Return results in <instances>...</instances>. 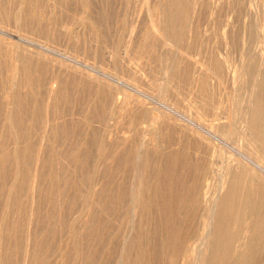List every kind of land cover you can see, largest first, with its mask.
<instances>
[{"label":"rangeland","instance_id":"374dc122","mask_svg":"<svg viewBox=\"0 0 264 264\" xmlns=\"http://www.w3.org/2000/svg\"><path fill=\"white\" fill-rule=\"evenodd\" d=\"M230 1L0 0V264H264L250 214L216 245L232 185L264 213V0Z\"/></svg>","mask_w":264,"mask_h":264},{"label":"bare ground","instance_id":"6f19581e","mask_svg":"<svg viewBox=\"0 0 264 264\" xmlns=\"http://www.w3.org/2000/svg\"><path fill=\"white\" fill-rule=\"evenodd\" d=\"M230 1V0H229ZM233 1H235V0H233ZM243 1V0H242ZM248 1V0H247ZM148 2V1H147ZM219 2H220V0H219ZM231 2V1H230ZM236 2H238V0L236 1ZM235 2V3H236ZM32 3V2H31ZM150 3V2H149ZM231 3H233V2H231ZM234 3V4H235ZM239 3V2H238ZM244 3V2H243ZM148 4V3H147ZM240 4V3H239ZM248 4V3H247ZM257 4V3H256ZM254 5V4H253ZM217 6H218V4H217ZM230 6V5H229ZM236 6H237V4H236ZM157 7V6H156ZM164 7V6H163ZM234 7H235V5H234ZM242 7H243V5H242ZM231 8V7H230ZM209 9V8H208ZM222 9V8H221ZM247 9H248V7H247ZM250 9V8H249ZM207 10V9H206ZM210 10V9H209ZM153 11V10H152ZM192 11V10H191ZM248 11V10H247ZM246 11V12H247ZM246 12H244L245 14H246ZM30 13V12H29ZM235 13V12H234ZM2 14V13H1ZM152 14V13H151ZM242 14V13H241ZM258 14V13H257ZM21 15H22V13H21ZM153 15V14H152ZM252 15V14H251ZM254 15V14H253ZM5 16V15H4ZM81 16V15H80ZM249 16V15H248ZM13 17V16H12ZM191 17V16H190ZM240 17H241V15H240ZM240 17H239V19H240ZM247 17V16H246ZM258 17V16H257ZM9 18V17H8ZM15 18V17H14ZM29 18V17H28ZM210 18V17H209ZM235 18V17H234ZM238 18V17H237ZM236 18V19H237ZM250 18V17H249ZM260 18V17H259ZM10 19V18H9ZM9 19H8V21H9ZM12 19V18H11ZM30 19V18H29ZM160 19V18H159ZM235 19V20H236ZM254 19V18H253ZM252 19V20H253ZM28 20V19H27ZM151 20V19H150ZM155 20V19H154ZM191 20V19H190ZM198 20V19H197ZM234 20V19H233ZM250 20V19H249ZM256 20V19H255ZM31 21V20H30ZM207 21V20H206ZM211 21V20H210ZM237 21V20H236ZM239 21V20H238ZM28 22V21H27ZM228 22V21H227ZM244 22H245V20H244ZM251 22V21H250ZM256 22V21H255ZM29 23V22H28ZM217 23V22H216ZM247 23V22H246ZM225 24V23H224ZM236 24V23H235ZM238 24V23H237ZM241 24H242V22H241ZM249 24V23H248ZM253 24H254V21H253ZM258 24V23H257ZM257 24H256V26H257ZM226 25V24H225ZM224 25V26H225ZM28 26V25H27ZM185 26V25H184ZM224 26H220L221 28H225ZM249 26V25H248ZM132 27V26H131ZM157 27V26H156ZM161 27V26H160ZM243 27H244V25H243ZM247 27V26H246ZM159 28V27H158ZM158 28H156V29H158ZM220 28V29H221ZM226 28H227V26H226ZM241 28H242V26H241ZM245 28V27H244ZM253 28V27H252ZM258 28V27H257ZM132 29V28H131ZM155 29V28H154ZM160 29V28H159ZM219 29V30H220ZM235 29V28H234ZM255 29V28H254ZM264 29V28H263ZM33 30V29H32ZM210 30V29H209ZM231 30V29H230ZM246 30V29H245ZM131 31V30H130ZM155 31V30H154ZM220 31H222V30H220ZM244 31V30H243ZM247 31V30H246ZM255 31V30H254ZM4 32V31H3ZM217 32V31H216ZM233 32V31H232ZM239 32V31H238ZM261 32V31H260ZM0 33L2 34V32L0 31ZM159 33V32H158ZM223 33V32H222ZM231 33V32H230ZM240 34H241V32H239ZM244 33H245V31H244ZM254 33V32H253ZM156 34H157V32H156ZM250 34H252V32L250 33ZM256 34V33H255ZM263 34V33H262ZM131 35V34H130ZM134 35V34H133ZM160 35V34H159ZM202 35V34H201ZM221 34H219V36H220ZM247 35V34H246ZM129 36V35H128ZM154 34H153V38H154ZM162 36V35H161ZM235 36H237V33H236V35ZM240 36V35H239ZM239 36H238V40H239ZM242 36V35H241ZM244 36V35H243ZM242 36V37H243ZM257 36V35H256ZM188 37V36H187ZM200 37V36H199ZM202 37V36H201ZM234 37V36H233ZM251 37H255V36H251ZM250 37V38H251ZM262 37V36H261ZM138 38V37H137ZM158 38V37H157ZM165 38V37H164ZM189 38V37H188ZM204 38V37H203ZM213 38V37H212ZM232 38V37H231ZM236 38V40H237V37H235ZM234 38V39H235ZM247 38V37H246ZM151 39V38H150ZM155 39V38H154ZM225 39V38H224ZM262 39V38H261ZM193 40V39H192ZM237 40V41H238ZM241 40H243L242 38H241ZM259 40V39H258ZM21 41V40H20ZM134 41V40H133ZM163 41H166L165 39H163ZM162 41V42H163ZM210 41V40H209ZM244 41V40H243ZM247 41V40H246ZM249 42L251 41V40H248ZM201 42V41H200ZM239 42V41H238ZM254 42V41H253ZM253 42H251V43H253ZM257 42V41H256ZM40 43V42H39ZM165 43V42H164ZM166 43H168V42H166ZM242 43V42H241ZM240 43V44H241ZM250 43V44H251ZM258 43V42H257ZM147 44V43H146ZM152 44V43H151ZM10 45V44H9ZM167 45H169V44H167ZM201 45V44H200ZM231 45V44H230ZM237 45H238V43H237ZM237 45H233V46H237ZM243 45V44H242ZM249 45V44H248ZM252 45V44H251ZM172 46V45H171ZM187 46H188V44H187ZM225 46V45H224ZM15 47V46H14ZM167 47V46H166ZM172 47H174V46H172ZM181 47H182V45H181ZM180 47V48H181ZM238 47V46H237ZM236 47V48H237ZM264 47V46H263ZM128 48V47H127ZM162 48V47H161ZM164 48V47H163ZM187 48V47H186ZM153 49V48H152ZM159 49V48H158ZM195 49V48H194ZM224 49V48H223ZM238 49V48H237ZM112 50V49H111ZM129 50V49H128ZM163 50V49H162ZM178 50V49H177ZM176 50V51H177ZM191 50V49H190ZM189 50V52L191 53V51ZM125 51V50H124ZM146 51V50H145ZM198 51H199V48H198ZM245 51V50H244ZM178 52V51H177ZM185 52V51H184ZM186 52H188V51H186ZM195 52H197V51H195ZM238 52V51H237ZM257 52V51H256ZM6 53V52H5ZM151 53V52H150ZM155 53V52H154ZM198 53V52H197ZM203 53V52H202ZM223 53V52H222ZM145 54V53H144ZM193 54V53H192ZM195 54V53H194ZM193 54V55H194ZM199 54V53H198ZM241 54V53H240ZM157 55V54H156ZM183 55H186V54H183ZM197 55V54H196ZM195 55V56H196ZM242 55V54H241ZM14 56V55H13ZM129 56V55H128ZM149 56V55H148ZM155 56V55H154ZM180 56V55H179ZM192 56V55H191ZM194 56V57H195ZM30 57V56H29ZM34 57V56H33ZM145 57V56H144ZM185 57V56H184ZM188 57V56H187ZM194 57L193 58H190V59H193L194 60ZM197 57V56H196ZM196 57H195V59H196ZM218 57V56H217ZM153 58V57H152ZM213 58V57H212ZM251 58V57H250ZM209 59H210V57H209ZM249 59V58H248ZM13 60V59H12ZM35 60V59H34ZM111 60V59H110ZM127 60V59H126ZM180 60H181V58H180ZM193 60H191V61H193ZM212 60H215V57L212 59ZM36 61V60H35ZM128 61V60H127ZM131 61V60H130ZM188 61V60H187ZM190 61V60H189ZM211 61V60H210ZM217 61H218V59H217ZM219 61H220V59H219ZM222 61V60H221ZM259 61H260V57H259ZM196 62V61H195ZM194 62V63H195ZM202 62V61H201ZM207 62V61H206ZM214 61H212V63H213ZM248 62V61H247ZM151 63V62H150ZM196 63H198V62H196ZM200 63V62H199ZM198 63V64H199ZM211 63V62H210ZM216 63V62H215ZM219 63V62H218ZM223 63H224V61H223ZM127 64V63H126ZM208 64V63H207ZM206 63H205V65H207ZM225 64V63H224ZM8 65V64H7ZM26 65V64H25ZM82 65V64H81ZM139 65H140V63H139ZM213 65V64H212ZM245 65V64H244ZM12 66H14V65H12ZM32 66V65H31ZM135 66V65H134ZM143 66V65H142ZM195 66H196V64H195ZM200 66V65H199ZM209 66V65H208ZM217 66V65H216ZM246 66V65H245ZM252 66V65H251ZM259 66V68L258 69H260V65H258ZM8 67V66H7ZM28 67H30V66H28ZM144 67H146L145 65H144ZM151 67H152V65H151ZM218 67V66H217ZM216 67V68H217ZM222 67H223V64H222ZM221 67V68H222ZM225 67V66H224ZM33 68H35V67H33ZM68 68V67H67ZM199 68H201V67H199ZM204 68H207V67H205L204 66ZM209 68H212V67H209ZM208 68V69H209ZM213 68H215L214 66H213ZM212 68V69H213ZM221 68H219V69H221ZM245 68V67H244ZM149 69V68H148ZM193 69H195V68H193ZM192 69V70H193ZM218 69V70H219ZM224 68H222L221 70H223ZM243 69V68H242ZM246 69V68H245ZM256 69V68H255ZM4 70V69H3ZM23 70V69H22ZM131 70V69H130ZM135 70V69H134ZM190 70V69H189ZM202 70H204V69H202ZM214 70V69H213ZM217 70V69H216ZM216 70H214V72L216 71ZM220 70V71H221ZM234 70V69H233ZM12 71H13V69H12ZM48 71V70H47ZM65 71V70H64ZM227 71V70H226ZM258 71V70H257ZM46 72V71H45ZM172 72V71H171ZM203 72V71H202ZM205 72V71H204ZM211 72V71H210ZM213 72V73H214ZM217 73H218V71H216ZM224 72H225V70H224ZM223 72V73H224ZM228 72V71H227ZM193 73H194V70H193ZM207 73V71L205 72V73H203V75L205 74V75H207L206 74ZM212 73V72H211ZM220 74L222 73V72H219ZM234 73V72H233ZM239 73V72H238ZM256 73V72H255ZM197 74H198V72H197ZM201 74V73H200ZM225 74H227V73H225ZM229 74V73H228ZM235 74V73H234ZM56 75V74H55ZM155 75V74H154ZM194 75H196V74H194ZM211 75H213V74H211ZM215 75V74H214ZM224 74H222L221 76H223ZM251 75V74H250ZM69 76V75H68ZM88 76V75H87ZM208 76H209V74H208ZM217 75H215V76H211V77H216ZM220 76V75H219ZM264 76V75H263ZM262 75H261V79H262V77H263ZM13 77V76H12ZM33 77H34V75H33ZM66 77H67V75H66ZM139 77V76H138ZM167 77V76H166ZM198 77V76H197ZM206 77V76H205ZM211 77H210V80H211ZM254 77V76H253ZM255 77H256V75H255ZM68 78V77H67ZM89 78V77H88ZM193 78V77H192ZM199 78V77H198ZM197 78V79H198ZM204 78V77H203ZM208 78V77H207ZM217 78H219V77H217ZM221 78V77H220ZM232 78V77H231ZM62 79H63V77H62ZM61 79V80H62ZM65 79V78H64ZM202 79V78H201ZM201 79H199V81L201 80ZM209 79V78H208ZM226 79H228V75H227V78ZM234 79V78H233ZM28 80V79H27ZM141 80V79H140ZM193 80V79H192ZM215 80V79H214ZM214 80H212V81H214ZM218 80V79H217ZM220 80H224V77H222V79H220ZM256 80V79H255ZM260 80V79H259ZM191 81V80H190ZM195 81V80H194ZM204 81V80H203ZM202 81V82H203ZM207 81V80H206ZM227 81V80H226ZM230 81H231V79H230ZM230 81H229V84H230ZM241 81V80H240ZM253 81H254V79H253ZM261 82H262V80H260ZM7 82V81H6ZM21 82V81H20ZM37 82V81H36ZM35 82V83H36ZM65 82V81H64ZM147 82V81H146ZM198 82V81H197ZM196 82V83H197ZM201 82V83H202ZM208 82H210V81H208ZM219 82V81H218ZM224 82V81H223ZM164 83H166V82H164ZM195 83V82H194ZM212 83V82H211ZM38 84V83H37ZM206 84H207V82H206ZM209 84V83H208ZM231 84H232V82H231ZM264 84V83H263ZM62 85V84H61ZM203 85H205V84H203ZM203 85H202V88H203ZM56 86V85H55ZM54 86V87H55ZM199 86V85H198ZM201 86V85H200ZM49 87V86H48ZM193 88V87H192ZM201 88V87H200ZM200 88L198 89V91L196 90L195 91V89H197V88H195L194 87V91L195 92H199V90H200ZM219 88V87H218ZM250 88H252V86L250 87ZM54 89V88H53ZM264 89V88H263ZM56 91V90H55ZM192 91V90H191ZM201 91V90H200ZM115 92V91H114ZM256 92H257V90H256ZM193 93V92H192ZM201 93V92H200ZM259 93V92H258ZM9 94V93H8ZM197 94V93H196ZM250 94V93H249ZM262 94V93H261ZM196 96V95H195ZM208 96H210V95H208ZM197 97V96H196ZM250 97V96H249ZM17 98V97H16ZM202 98H204V97H202ZM209 98V97H208ZM255 99H258V98H256L255 97ZM261 99V98H260ZM260 99H259V101H260ZM2 100V99H1ZM202 100H204V99H202ZM5 101H6V99H5ZM205 101V100H204ZM258 101V102H259ZM247 102V101H246ZM262 102H264V101H262ZM261 102V103H262ZM5 103V102H4ZM122 103V102H121ZM197 103V102H196ZM203 103V102H202ZM206 103V102H205ZM216 103V102H215ZM248 103V102H247ZM6 104V103H5ZM34 104V103H33ZM136 104V103H135ZM208 104V103H207ZM213 104V103H212ZM4 105V104H3ZM134 105V104H133ZM197 105H199V104H197ZM202 105H204V104H201V106ZM209 105V104H208ZM218 102H217V105L215 104V106H217V108H219L218 107ZM247 105V104H246ZM257 105V104H256ZM261 105V104H260ZM5 106V105H4ZM122 106V105H121ZM207 106V105H206ZM211 106V105H210ZM203 108L205 107V106H202ZM213 107V106H212ZM255 107V106H254ZM203 108H201L202 110H203ZM208 108H209V106H208ZM207 108V109H208ZM200 109V108H199ZM206 109V110H207ZM211 109V108H210ZM210 109H208V112L207 113H209L210 111ZM255 109V108H254ZM4 110H6V108L4 109ZM212 110V109H211ZM205 111V110H204ZM251 111H252V109H251ZM172 112H174V111H172ZM201 112V111H200ZM211 112H213V111H211ZM215 112V111H214ZM202 113V112H201ZM204 113V112H203ZM217 113H218V111H217ZM211 114H213V113H211ZM216 114V113H215ZM217 115V114H216ZM30 116H32V115H30ZM250 116H253V117H251L252 118V120H251V122H250V124H248V126L249 125H251L252 127H256V128H260V129H258L259 131H258V134H259V139H261L260 140V142L264 139L263 137V135H264V133H263V126H264V106L263 105H261V106H258L254 111H253V114L252 115H250ZM3 117V116H2ZM221 117H222V115H221ZM182 118H184V117H182ZM214 118H216V117H214ZM250 118V119H251ZM199 119V118H198ZM201 119V118H200ZM218 119H220L219 118V116H218ZM217 119V120H218ZM187 120V119H186ZM214 120V119H213ZM212 120V121H213ZM221 120V119H220ZM29 121V120H28ZM108 121V120H107ZM156 121V120H155ZM219 121V120H218ZM248 121V120H247ZM211 122V121H210ZM155 123V122H154ZM157 123V122H156ZM224 123V122H223ZM153 124V123H152ZM207 124V123H206ZM149 125V124H148ZM156 124H154V126H155ZM245 126V125H244ZM247 126V125H246ZM157 127V126H156ZM209 127H210V125H209ZM217 127V126H216ZM8 128V127H7ZM213 128V127H212ZM244 128V127H243ZM249 128V127H248ZM27 129V128H26ZM152 129H153V126H152ZM156 129V128H155ZM253 129V128H252ZM9 130V129H8ZM254 130V129H253ZM210 131V130H209ZM245 131V130H244ZM255 131V130H254ZM248 132V131H247ZM252 132V131H251ZM8 133H10V132H8ZM250 133V132H249ZM208 135V134H207ZM250 135V134H249ZM29 136V135H28ZM210 136V135H209ZM251 136H253V132H252V135ZM263 136V137H262ZM255 137H256V135H255ZM250 139H252V137L250 138ZM153 140V139H152ZM246 140H248V139H246ZM256 140V139H255ZM144 142V141H143ZM148 142V141H147ZM248 142V141H247ZM255 142V141H254ZM253 143V142H252ZM151 144V143H150ZM152 145V144H151ZM257 145V144H256ZM261 145V144H260ZM259 145V146H260ZM255 146V145H254ZM143 149H144V147H142ZM259 148V147H258ZM32 149V148H31ZM142 151V150H141ZM250 151H251V149H250ZM258 151H259V149H258ZM255 152V151H254ZM262 152H264V151H262ZM161 153V152H160ZM203 153V152H202ZM215 153V152H214ZM249 153H251V152H249ZM252 153H253V151H252ZM259 153V152H258ZM262 154V153H261ZM4 156V155H3ZM262 156H263V154H262ZM261 156V157H262ZM23 157V156H22ZM215 157V156H214ZM161 158V157H160ZM205 158H206V156H205ZM258 159V158H257ZM208 161H209V159H208ZM261 161H263V160H261ZM260 161V162H261ZM12 163V162H11ZM203 163H205V162H203ZM202 163V165H204ZM215 163H217V162H215ZM263 163V162H262ZM189 164V163H188ZM157 165V164H156ZM207 165H209V164H207ZM261 166L263 165V164H260ZM43 166V165H42ZM188 166V165H187ZM201 166V165H200ZM257 167H258V164L256 165ZM256 167V168H257ZM16 168V167H15ZM198 168H200L199 166H198ZM260 169H261V167H259ZM201 169V168H200ZM236 169V168H235ZM217 170V169H216ZM262 170V169H261ZM8 171V170H7ZM39 171V170H38ZM201 171V170H200ZM206 171V170H205ZM207 171H208V169H207ZM206 171V172H207ZM195 172H197V171H195ZM205 172V175H202V176H204V178L207 176V174L209 175V173H206ZM219 172V171H218ZM263 172V171H262ZM5 174V173H4ZM24 174V173H23ZM204 174V173H203ZM217 174V173H216ZM248 174V173H247ZM246 174V175H247ZM155 175V174H154ZM198 175H199V173H198ZM197 175V176H198ZM235 175V174H234ZM262 176V175H261ZM29 177V176H28ZM198 177H200V175L198 176ZM211 177H212V175H211ZM221 177H223V179H221V180H224V177H225V175H223V176H221ZM10 178V177H9ZM43 178V177H42ZM26 179V178H25ZM195 179H197V178H195ZM240 179V178H239ZM202 180H203V178H202ZM209 181H210V179H208ZM9 181V180H8ZM242 181V180H241ZM166 182V181H165ZM171 182H173V181H171ZM195 182H196V180H195ZM194 182V183H195ZM203 182V181H202ZM222 182V181H221ZM5 184V183H4ZM197 184V183H196ZM41 185V184H40ZM177 185V184H176ZM175 185V186H176ZM180 185V184H179ZM200 185H201V183H200ZM221 185V184H220ZM223 185H224V181H223ZM37 186H38V184H37ZM205 185H203V187H204ZM207 186V185H206ZM193 189L195 188L194 187V184H193V186H191ZM221 187V186H220ZM223 187V186H222ZM199 188V187H198ZM240 188V187H239ZM22 189V188H21ZM184 189V188H183ZM204 189V188H203ZM220 189V188H219ZM250 189V188H249ZM23 190V189H22ZM181 190V189H180ZM227 190V189H226ZM237 186L235 185V186H233L232 185V187H230V189L228 190V193L225 195V197L221 200V203H222V211H221V214H220V216H219V220H218V223H217V225H216V233H217V237H218V240L219 241H216V245H217V247L218 246H220L219 244L221 243V246H223L224 247V253H225V255L227 254L228 255V253L231 251L230 250V245H231V243H233L234 241H237V238H238V236L240 235V233L239 232H231V233H229V231H228V223H229V221H230V219L233 217V216H235V218L236 219H239L240 218V216H241V213L242 214H250V215H252V216H254L255 217V221H254V223H253V225L251 226V228H252V230L253 231H258L259 229H260V227H261V224L264 222V213H262L261 211H257V210H254V209H252V206H250V202H249V200H247V198L246 199H243L242 201V204L240 205L239 204V206H241V207H239V211L238 210H236L234 207H233V205H235V202H236V200H237V196H238V194H237ZM199 191V190H198ZM202 191V190H201ZM183 192V191H182ZM147 193V192H146ZM176 193V192H175ZM218 193H219V190H218ZM238 193H239V191H238ZM199 194H200V192H199ZM204 194V193H203ZM222 194V193H221ZM197 195V194H196ZM34 196H36V195H34ZM210 196V195H209ZM264 197V196H263ZM203 198H204V201H206L207 202V200H208V197H207V194H205L204 196H203ZM218 198V197H217ZM216 198V199H217ZM23 198H21V200H22ZM37 199H39L38 197H37ZM154 199V198H153ZM202 199V198H201ZM193 200V199H192ZM4 201V200H3ZM183 201V200H182ZM216 200H214V202H215ZM218 201V200H217ZM200 202H202V201H200ZM238 202V201H237ZM16 203V202H15ZM1 204V203H0ZM203 204V203H202ZM238 204V203H237ZM252 204V203H251ZM215 205V204H214ZM254 206V205H253ZM198 207V206H197ZM237 207H238V205H237ZM18 208V207H17ZM34 209V208H33ZM46 209V208H45ZM187 209V208H186ZM214 209V208H213ZM181 210V209H180ZM186 211V210H185ZM191 211V210H190ZM189 211V212H190ZM195 211V210H194ZM213 211V210H212ZM215 211V210H214ZM33 212V211H32ZM38 212V211H37ZM31 213V212H30ZM181 213V212H180ZM194 213V212H193ZM32 214V213H31ZM54 214V213H53ZM52 214V215H53ZM2 215V214H1ZM60 215V214H59ZM249 215V216H250ZM30 216V215H29ZM213 216H214V212H213ZM13 217V216H12ZM56 217V216H55ZM242 217V216H241ZM214 217H212V219H213ZM35 219V218H34ZM52 219V218H51ZM31 220V219H30ZM36 220V219H35ZM58 220V219H57ZM17 221V220H16ZM38 221V220H37ZM31 222H32V220H31ZM31 222H30V224L29 225H31ZM36 222V221H35ZM34 222V223H35ZM179 222V221H178ZM211 222H212V220H211ZM53 223V222H52ZM46 224V223H45ZM203 224V223H202ZM211 223H210V227H211ZM7 228V227H6ZM10 229V228H9ZM212 230V229H211ZM60 231V230H59ZM51 232V231H50ZM49 232V233H50ZM211 232V231H210ZM201 233V232H200ZM209 223H207L206 225H205V234H203V238H202V243L203 244H201V246H211V245H209L208 244V240H209ZM258 233V232H257ZM52 235V234H51ZM50 235V236H51ZM253 238V236L251 237V239ZM200 239V238H199ZM257 239V238H256ZM194 241V240H193ZM192 241V242H193ZM199 241V240H198ZM247 242L248 241H245V243L243 244V246H245V245H247ZM253 242V241H252ZM200 243V242H199ZM164 244V243H163ZM249 244V243H248ZM259 244V243H258ZM13 245V244H12ZM213 245H215V242L213 243ZM193 247V246H192ZM250 247V246H249ZM194 248H195V246H194ZM204 248V247H203ZM253 249V248H252ZM200 250H201V248H200ZM199 250V251H200ZM203 250V249H202ZM264 250V249H263ZM8 251V250H7ZM258 251V250H257ZM194 252H195V250H194ZM201 252H199V254H200ZM45 254V253H44ZM189 255V254H188ZM194 256H195V254H194ZM51 257V256H50ZM200 257V255L198 256V258ZM252 257V256H251ZM217 260V258H214L213 259V262H215ZM184 264V263H183Z\"/></svg>","mask_w":264,"mask_h":264}]
</instances>
